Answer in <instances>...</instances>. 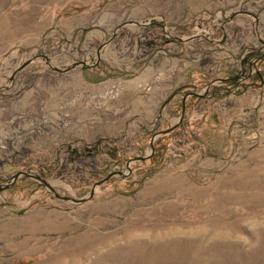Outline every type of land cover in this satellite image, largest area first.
<instances>
[{
    "label": "rangeland",
    "instance_id": "rangeland-1",
    "mask_svg": "<svg viewBox=\"0 0 264 264\" xmlns=\"http://www.w3.org/2000/svg\"><path fill=\"white\" fill-rule=\"evenodd\" d=\"M262 41L264 0H0V184L82 198L246 75L83 202L17 177L0 264H264Z\"/></svg>",
    "mask_w": 264,
    "mask_h": 264
},
{
    "label": "water",
    "instance_id": "water-1",
    "mask_svg": "<svg viewBox=\"0 0 264 264\" xmlns=\"http://www.w3.org/2000/svg\"><path fill=\"white\" fill-rule=\"evenodd\" d=\"M121 25V24H120ZM262 43L264 44V41H262ZM264 57V51H261V52H258L253 58L252 60L248 61V66H247V74L251 73L252 70V65L257 62L260 58ZM245 59H241L240 60V65L241 67L243 66V61ZM30 60H26L24 61L18 68L26 65L27 63H29ZM75 64H80L82 66H86V63L85 62H77ZM75 64H72V66H74ZM94 65V64H92ZM91 65V66H92ZM17 69V68H16ZM65 70V69H64ZM62 70V71H64ZM61 71V70H60ZM246 75H244L243 73V68L240 69V72L238 75H234V76H231V77H222V78H215L213 80H211L208 84H206V87H205V90L203 93H196V92H189V93H186L182 96V99H181V104H180V113H179V117L178 119L173 123L171 124L169 127L163 129V130H157L155 131L151 137H150V140H149V152L145 155H142V156H137V157H132L128 160L125 161V163L123 164V169H120V170H116V171H111L109 173H107L103 178H100L99 180H96L95 182H93L91 188L89 189L88 193L86 196L82 197V198H70V197H65V196H58L55 192H54V189L53 187L47 182L45 181L42 177H40L38 174H35V173H31V172H25V171H16L10 178H9V182L8 183H5V184H0V191L1 190H4V189H7L8 187H10L12 185V183L14 182V180L19 177V176H25V177H29V178H32L34 180H37L39 183L43 184L49 191H51L55 196H58L62 199H65V200H69V201H73V202H83L85 200H87L88 198H90L93 194V192L95 191L96 187L101 184L102 182H104L107 178H109L110 176L112 175H120V176H127L129 174V165L134 162V161H142L144 159H147L151 153H152V141L153 139L155 138V136L157 135H160V134H164V133H167V132H170L172 131L174 128H176L178 126V124L180 123V120H181V117L183 115V109H184V100L187 96H203V94L205 93V91L208 89L209 85L214 83V82H217V81H226V80H235L237 81L238 79L240 78H244ZM123 170H125L126 172H123Z\"/></svg>",
    "mask_w": 264,
    "mask_h": 264
},
{
    "label": "flooded vegetation",
    "instance_id": "flooded-vegetation-1",
    "mask_svg": "<svg viewBox=\"0 0 264 264\" xmlns=\"http://www.w3.org/2000/svg\"><path fill=\"white\" fill-rule=\"evenodd\" d=\"M243 64H244V61H243ZM243 64H242V65H243Z\"/></svg>",
    "mask_w": 264,
    "mask_h": 264
}]
</instances>
